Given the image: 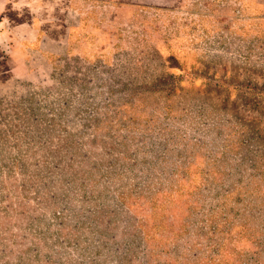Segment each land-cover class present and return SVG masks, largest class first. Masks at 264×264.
<instances>
[{"label":"rangeland","instance_id":"obj_1","mask_svg":"<svg viewBox=\"0 0 264 264\" xmlns=\"http://www.w3.org/2000/svg\"><path fill=\"white\" fill-rule=\"evenodd\" d=\"M56 9L0 68V264H264V0Z\"/></svg>","mask_w":264,"mask_h":264},{"label":"crops","instance_id":"obj_2","mask_svg":"<svg viewBox=\"0 0 264 264\" xmlns=\"http://www.w3.org/2000/svg\"><path fill=\"white\" fill-rule=\"evenodd\" d=\"M63 2L64 0H0V68L5 65L9 70H14L21 61L24 62L31 41L39 36L42 39L51 38V33L46 32L47 10L52 6L55 8L53 14H56L59 12L56 7ZM53 20L57 28L58 19L54 17ZM53 37L56 40L61 36Z\"/></svg>","mask_w":264,"mask_h":264}]
</instances>
